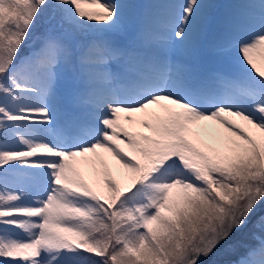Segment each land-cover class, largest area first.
<instances>
[{"label": "snow or ice", "instance_id": "obj_1", "mask_svg": "<svg viewBox=\"0 0 264 264\" xmlns=\"http://www.w3.org/2000/svg\"><path fill=\"white\" fill-rule=\"evenodd\" d=\"M217 8L0 0V264H264V0Z\"/></svg>", "mask_w": 264, "mask_h": 264}, {"label": "rangeland", "instance_id": "obj_2", "mask_svg": "<svg viewBox=\"0 0 264 264\" xmlns=\"http://www.w3.org/2000/svg\"><path fill=\"white\" fill-rule=\"evenodd\" d=\"M216 1L217 0H211L212 3H214V2L216 3ZM134 2H135V0H134ZM38 29H40V28H38ZM235 258H236L235 254H222V255L216 257V259H218L220 261L233 260Z\"/></svg>", "mask_w": 264, "mask_h": 264}]
</instances>
